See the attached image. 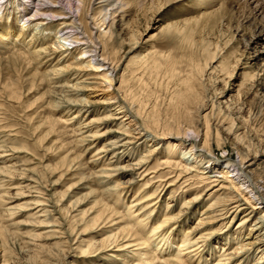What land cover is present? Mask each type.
I'll return each mask as SVG.
<instances>
[{"label":"rangeland","instance_id":"obj_1","mask_svg":"<svg viewBox=\"0 0 264 264\" xmlns=\"http://www.w3.org/2000/svg\"><path fill=\"white\" fill-rule=\"evenodd\" d=\"M48 1H23L19 22L10 19L9 26L20 25L26 15H35L39 5ZM84 1L82 6L77 0H57L55 5L61 6L67 17L77 19L79 38L98 49L99 55L117 69L112 76V93L125 100L139 125L165 140L160 141L147 167L137 171L132 165L149 155L152 144L138 142L125 156L122 150L106 154L122 130L120 122L112 118V108L99 98L91 99L96 103L77 120L84 126L89 124L84 134L87 139L80 142L73 127L76 121H70L60 96H64L60 92L64 86L78 80L72 76L68 82L62 75L53 80L60 82L54 85L44 76L46 69L50 70L42 65L44 60L36 61L20 42H1L0 146L7 153L5 160L0 159V167L6 165L5 171L11 173L0 176V215H5L0 225L6 229L1 238L0 264H160L163 255L157 245L141 250L140 244L164 217L180 219V233L196 227L206 207L217 200L240 202L247 210L243 214L252 212V195L246 189L249 184L243 187L246 181L228 179L229 174L220 170L223 164L230 163V167L256 157L254 170L261 178L255 182L264 186V0H113L104 9L101 0ZM15 12L14 3L4 15L0 12V28L8 25L9 13L17 17ZM44 17L48 31L65 30L61 22ZM80 54V50L73 51L74 58ZM86 73H90L89 68ZM89 93H81L77 99H88ZM78 111L72 109L73 113ZM207 128L214 161L210 179L197 162L182 161L191 144L180 150L169 146L172 153L167 152V142H175L167 139L169 135L196 139L202 147ZM197 150L193 153L198 154ZM97 153L107 155L102 160L106 165L112 163L106 176L113 178L108 177L106 187L116 192L120 189V197L115 192L113 200L105 198L114 213L112 222L103 221L109 211L100 217L102 207L95 204L104 198L101 186L95 179H86L93 172ZM127 167L119 174V169ZM225 179L234 181L229 184L232 190H220L218 184ZM33 188L44 194L41 199L50 213L46 218L38 213L41 208L33 205L38 200ZM197 196L202 199L193 212L181 217L186 201ZM134 201L148 207L154 203L152 217L148 210V224L140 230L126 214ZM6 210L12 212L11 217ZM253 215V221L241 228L242 218L229 225L220 220L209 226L218 234L202 251L208 256L209 250H215L207 264L217 263L222 239L231 237L233 244L236 234L247 235L253 222L264 215V208ZM175 222L170 224L173 228ZM111 235L120 239L132 235L126 243L138 245L115 248L120 241L115 243L114 237L107 241ZM262 255L264 252L250 254L246 264H253Z\"/></svg>","mask_w":264,"mask_h":264},{"label":"bare ground","instance_id":"obj_2","mask_svg":"<svg viewBox=\"0 0 264 264\" xmlns=\"http://www.w3.org/2000/svg\"><path fill=\"white\" fill-rule=\"evenodd\" d=\"M12 1L14 0H0V12L6 11V9L9 7L10 4L13 3L16 6V10L18 11L16 14V18L13 14L9 13L7 16V26H2L0 28V43H8V41H14L22 43L24 46H26L31 54L35 58L36 61H42V65L44 64L48 68L50 67V70L46 69L44 76L49 81H53L55 78L62 76L67 79L68 82L70 77L74 76V80H78V82L74 85L66 84V87L63 85L58 86L56 89L63 88L64 90L60 91L63 93L64 96L60 95L63 98V104L66 110L68 109V115L72 117L70 120L71 122L76 121L73 124V127H75V132L80 137V142H84L86 137H84V134H86L85 129H88L89 124H86L84 126L82 123H79V120L82 113L87 108H90L96 103L92 101L91 99H99L104 98V101L102 102L103 105L112 108V118L114 120H118L120 123V129L122 130V133L120 137L118 138L117 143H112L109 147L106 148L104 151L106 154L110 152H115V150H122V154L125 156L126 151L133 149L138 142L144 143V145L152 144L150 148H153L151 151H149V155L145 158H140L138 163L133 164L132 167L134 171L141 170L145 167H147V164L150 160L155 156L157 151V146L162 144L160 141L165 140V138L158 137L157 134L150 133L144 126L139 125L137 122V118L135 117L133 111L131 110L130 106L123 100L122 97H120L118 94H115L113 91L112 93V87L114 78L112 77L115 72L116 68L108 61L107 58H104L99 55L98 49L91 48L90 44L87 42H83L82 39L79 38V34L75 31H78L79 27H77V19L73 16L67 17V15H64L60 10H63L61 6H57L55 4H59L57 0H49L48 2L53 5H48L49 3L39 5L41 6L40 9L37 10L36 14L33 15H26V18H24L23 23L22 21L20 25L10 24V19L17 20L19 19V8L22 6H25V3L23 1L25 0H17L18 2L15 3ZM79 2V5H84V0H77ZM113 0H101L99 4H101L102 8L104 9L107 6H110V3ZM30 4V3H29ZM33 5H35L34 2H32ZM72 4V3H71ZM112 5V4H111ZM8 6V7H7ZM34 7V6H33ZM31 8V7H30ZM80 10V8H78ZM102 10V9H101ZM34 12V11H33ZM27 13V12H26ZM29 13V12H28ZM69 15V14H68ZM51 16L53 19L50 21L52 22H61L60 24L65 27V30H59L56 33H52L51 31H48L45 26L48 24L45 19V17ZM63 16V17H62ZM55 17H61L58 20H54ZM27 19V21H25ZM71 19V22H65ZM19 22V21H18ZM106 20L103 22V26L106 25ZM17 23V22H16ZM60 26V25H59ZM107 29V27H106ZM50 30V29H49ZM81 30V28H80ZM79 30V31H80ZM110 31V30H109ZM81 32V31H80ZM94 42V41H93ZM69 44H72V47H67ZM95 45V44H94ZM8 47V46H6ZM31 48V49H30ZM96 48V47H95ZM80 50L81 54L74 58L73 51ZM63 52V53H62ZM61 56L56 59V55L60 54ZM48 59L49 57H52ZM74 58V59H73ZM46 59V61H45ZM48 59V60H47ZM56 59V60H55ZM73 59V60H72ZM72 60V63L69 64V62ZM83 63H86L85 66ZM87 68L90 69V73L87 72ZM115 68V69H114ZM56 80V79H55ZM62 80V79H61ZM102 81V83H98L96 81ZM91 81H95L96 83H91ZM60 82H54V85H58ZM92 85H96V87H92ZM84 92H90L87 96L88 99H77L79 94ZM95 93L94 96L92 94ZM75 97V99L71 98ZM73 108H79V111L76 113L72 112ZM205 140L204 145L202 147H199L197 144L196 139L188 141L187 137H183L181 135H169L167 139L172 138L175 142L168 143L167 142V152L169 155L172 153V150L170 151L169 146H172V149L177 150L179 148L182 149L187 144H191V149L184 154V157H182V161L189 163V161L193 163L200 164L199 166H202L203 168V175H207L206 178H213L211 176V171L214 166V161H212L213 153H212V146H211V136H210V129L207 128L205 132ZM199 138V135L197 136ZM86 141V140H85ZM1 144V142H0ZM166 146V145H165ZM4 147L0 146V159L5 160L6 159V151L3 150ZM199 148L197 150L198 154L193 153V150ZM102 153V152H101ZM101 153H97L94 155V160L92 162L93 164V172L90 174L89 178L86 179H95L99 186L102 188L103 192V200L101 198L96 201L95 204H99L102 209V214L100 217L106 215L105 212H108V215L106 216V219L103 220L105 222H112L110 219L113 216V212H111V207L107 205L106 199H109L110 201L112 199V194L116 192L115 188H107L106 184L109 183L108 177H112V175H107L108 171H111L108 169L112 163H106L102 161L107 155H103L101 157ZM118 155L115 156L117 158ZM145 158V160H144ZM256 158V157H255ZM255 158H246L242 163H239L237 165H230L226 163L223 164L221 169L223 173H228V179H234L236 180H243L246 181L243 182V187L246 186V184H249L246 189L249 188V193L252 195L250 197V201L252 204V212H247L243 214L246 210V207L244 204H240V202H231L230 200H217L211 204H209L206 209L204 210L201 218L199 219V222L197 223L196 227H193L191 230H182L180 233L177 232L178 225L181 223V220H173V219H166L164 217V220L162 223H158L153 228L152 232L146 236L147 240H144L142 242L143 248L141 250H146L147 246H155L157 250H159L160 254L163 255V257L160 260V264H207L210 260V257H214L215 250H209V255L204 256L202 254V251L205 250L208 246V242L211 240H215L218 232L211 231L209 229V226H211L214 223L219 222L220 220L225 221L228 225L230 223H233L236 220H239L242 218V222L240 223V228L243 227L245 224L250 223L254 219L253 213L255 211H258L259 209L264 208V186H259L255 181L259 177L256 175V171L254 170V167L257 165V161ZM7 161H4V164H6ZM207 165V166H204ZM106 166V167H105ZM233 167L234 169L232 172H230V168ZM7 166L0 167V176L5 177L6 173L9 174V170H7ZM211 168V169H210ZM209 169V170H208ZM114 170V169H112ZM120 170L122 172L128 170L127 168L119 169L118 172L120 174ZM208 170V171H207ZM228 170V172L226 171ZM237 172L236 174H234ZM11 173V172H10ZM242 176H239V175ZM235 176V177H234ZM105 179L106 181H103ZM264 180V178H263ZM234 181H228L225 179L222 183L224 184H218L220 186V190L230 191L233 188H231ZM32 183L36 184L35 182L31 181ZM217 182V181H215ZM231 186H230V185ZM225 185V186H224ZM1 187V185H0ZM242 187V188H243ZM37 191V196L34 197L38 200H35L34 206L35 209H40L38 213L45 214V218L48 216L49 211L47 208V205H45L46 201L41 199L44 198V194L42 192H39L37 188H33ZM118 190V189H117ZM120 191V189H119ZM117 191V192H119ZM240 191H244V189H240ZM115 195H119L117 193ZM125 192V191H124ZM123 192V193H124ZM43 195V196H41ZM120 197V196H118ZM2 197H0V200ZM202 198L200 196L194 197L193 199H190L186 201L184 204L183 210L180 214L181 217H186L190 215L195 207L198 205ZM151 199H148V201ZM136 201L132 202L129 207H127V213L131 221L136 223V227L140 230L143 227L146 226L148 217H146L148 210L151 211V208L154 207V203L150 204L151 207L148 206H141V204L145 203H136ZM147 203V200L145 201ZM1 203V201H0ZM170 204H168L169 208ZM136 208H138L136 210ZM135 210V211H134ZM155 210H152L149 215V218L152 217L153 212ZM8 214H10V217L12 216V212L10 210L5 211ZM5 215H0V224L2 220H4ZM180 217V218H181ZM124 219V216H122ZM156 219V218H155ZM174 221V228L170 224H172ZM43 224V222H42ZM177 227V228H176ZM171 228V230H170ZM125 229H132L131 227H127ZM6 230L4 226L0 225V249L2 247V234ZM132 236V235H131ZM131 236H128L129 239ZM236 234L234 236L235 240V246L231 244V237L230 238H224L221 241V244L223 245L221 250L222 254L221 256L216 257L217 263L215 264H246V261L249 260L250 254L254 252L263 253L264 252V215L257 218L253 225L250 226L249 232L247 235L243 236ZM112 237H114V242L119 243L118 245L114 246L115 248L124 249L125 248H131L134 246H137L138 244H134V242L126 243L128 240L127 238H117L114 235H111L108 237L107 241L110 240ZM112 239V240H113ZM125 243V244H124ZM226 243V244H225ZM176 245V247L174 246ZM176 252H175V249ZM71 246L69 249L71 250ZM105 251V250H104ZM128 251V250H126ZM132 253V252H129ZM126 257V255H124ZM142 260L146 258L145 253L141 255ZM208 257V258H205ZM205 258V259H204ZM124 260V259H123ZM253 264H264V255L260 256V258L256 259Z\"/></svg>","mask_w":264,"mask_h":264}]
</instances>
